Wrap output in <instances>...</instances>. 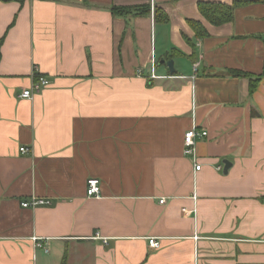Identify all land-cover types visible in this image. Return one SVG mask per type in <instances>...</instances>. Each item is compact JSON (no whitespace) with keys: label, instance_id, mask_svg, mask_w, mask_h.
Returning <instances> with one entry per match:
<instances>
[{"label":"crops","instance_id":"crops-1","mask_svg":"<svg viewBox=\"0 0 264 264\" xmlns=\"http://www.w3.org/2000/svg\"><path fill=\"white\" fill-rule=\"evenodd\" d=\"M234 1L0 0V264H264V0L199 9Z\"/></svg>","mask_w":264,"mask_h":264},{"label":"built area","instance_id":"built-area-1","mask_svg":"<svg viewBox=\"0 0 264 264\" xmlns=\"http://www.w3.org/2000/svg\"><path fill=\"white\" fill-rule=\"evenodd\" d=\"M197 66H198V64H195V66H194L195 69L197 68ZM155 68H156V64H155V61H153L152 78H159L160 76H158L155 73ZM49 84H50V81L48 80V78L44 75H41L38 72V69L35 68V70L33 72V81L31 83L30 87L23 89V91L20 94V97L32 100L36 93H39L43 88H45ZM206 135H208L207 131L199 130L195 126L191 129H189L188 131H186V133L184 135L185 153L187 155H194L197 138H201V137L206 136ZM20 151H21V153L26 154L29 151V149L27 147L23 146L20 148ZM218 168L220 169V167H218ZM200 169H201V165L196 164L195 170L198 171ZM100 194H101V182H100V180L97 178H90L88 181L87 196L99 197ZM160 202L163 204L165 202V198H162L160 200ZM48 204H50V202L48 200L36 198V197H33L29 201L22 202V205L24 207H33V208L40 206V205H48ZM31 240L33 242V246H34L35 250H42L45 253L50 252V247H49V243H48L49 239L48 238L33 236V237H31ZM149 246L151 248H158L160 246V242H159L158 238H155V237L150 238L149 239ZM28 264H38L36 255H33L32 261Z\"/></svg>","mask_w":264,"mask_h":264},{"label":"trees","instance_id":"trees-1","mask_svg":"<svg viewBox=\"0 0 264 264\" xmlns=\"http://www.w3.org/2000/svg\"><path fill=\"white\" fill-rule=\"evenodd\" d=\"M256 0H235L233 5H227L222 3H214V2H200L199 9L204 17H206L213 24H222L228 21H231L233 18V12L236 6L239 4L249 3ZM113 11L117 14H127L132 11L149 12V8L147 6H138V7H113ZM159 17L163 16V13H158ZM193 27L196 31H198L199 35H202V27L196 21H191ZM201 32V33H200ZM256 86V82L251 84V90H253Z\"/></svg>","mask_w":264,"mask_h":264},{"label":"water","instance_id":"water-1","mask_svg":"<svg viewBox=\"0 0 264 264\" xmlns=\"http://www.w3.org/2000/svg\"><path fill=\"white\" fill-rule=\"evenodd\" d=\"M170 71L173 73L174 72V67H173V61H168L167 62ZM231 163L229 161H225V172L228 171V169L230 168Z\"/></svg>","mask_w":264,"mask_h":264}]
</instances>
